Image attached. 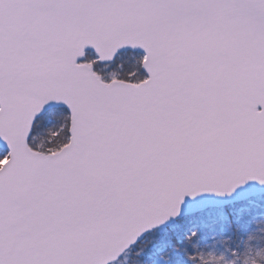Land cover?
I'll use <instances>...</instances> for the list:
<instances>
[{"label":"snow or ice","instance_id":"1","mask_svg":"<svg viewBox=\"0 0 264 264\" xmlns=\"http://www.w3.org/2000/svg\"><path fill=\"white\" fill-rule=\"evenodd\" d=\"M0 264H264V0H0Z\"/></svg>","mask_w":264,"mask_h":264}]
</instances>
